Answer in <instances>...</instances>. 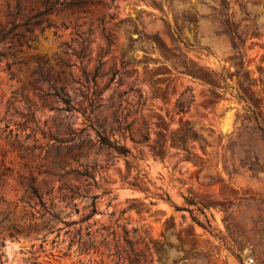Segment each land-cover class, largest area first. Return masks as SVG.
<instances>
[{
    "label": "rangeland",
    "instance_id": "obj_1",
    "mask_svg": "<svg viewBox=\"0 0 264 264\" xmlns=\"http://www.w3.org/2000/svg\"><path fill=\"white\" fill-rule=\"evenodd\" d=\"M44 1L0 0V264H264V0Z\"/></svg>",
    "mask_w": 264,
    "mask_h": 264
},
{
    "label": "trees",
    "instance_id": "obj_2",
    "mask_svg": "<svg viewBox=\"0 0 264 264\" xmlns=\"http://www.w3.org/2000/svg\"><path fill=\"white\" fill-rule=\"evenodd\" d=\"M93 2L94 1H92V0H45L43 2L44 9L40 10L38 12V14L46 13V12H53L58 7L64 6V5L82 6L83 4H89V3H93ZM8 33L9 32L2 33L0 35V38H5ZM116 121L120 124L119 120H116ZM99 142L101 145L108 147V148H112L122 155H127L130 152L129 149L125 145L113 143L106 136H104L102 134L99 135Z\"/></svg>",
    "mask_w": 264,
    "mask_h": 264
}]
</instances>
